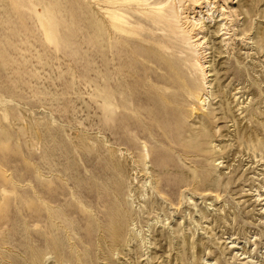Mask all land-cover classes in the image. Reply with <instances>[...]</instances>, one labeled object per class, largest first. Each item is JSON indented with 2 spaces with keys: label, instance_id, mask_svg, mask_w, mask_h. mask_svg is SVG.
<instances>
[{
  "label": "rangeland",
  "instance_id": "374dc122",
  "mask_svg": "<svg viewBox=\"0 0 264 264\" xmlns=\"http://www.w3.org/2000/svg\"><path fill=\"white\" fill-rule=\"evenodd\" d=\"M126 1L0 0V264H264V0ZM165 60L174 143L116 130Z\"/></svg>",
  "mask_w": 264,
  "mask_h": 264
},
{
  "label": "bare ground",
  "instance_id": "6f19581e",
  "mask_svg": "<svg viewBox=\"0 0 264 264\" xmlns=\"http://www.w3.org/2000/svg\"><path fill=\"white\" fill-rule=\"evenodd\" d=\"M125 3H130V1L128 0ZM158 5H162V3L159 2ZM153 7H157V6L153 5ZM158 7L160 8V6H158ZM156 10H157V13L154 14L155 17L151 18L150 17L151 15L149 16V18L151 19L152 23H157L158 22V18H160L161 16L162 17L166 16V18H167L168 15H169L168 14L169 12L167 13L168 15L165 13L166 10H164L165 12L162 9H157L156 8ZM163 13H165V15ZM148 15L149 14H147V16H145V17H148ZM162 20H163V18H162ZM165 23H163V24H165ZM165 26L169 27V25H165ZM127 43L128 42H126V45H127ZM117 52L119 53V51H117ZM129 55H130V53H129ZM124 56H125V54H124ZM115 57H117V56H115ZM116 59H119V56ZM132 60H133V58H132ZM132 60H131V62H132ZM143 60L146 61V56H143ZM117 61L119 62V60H117ZM140 61L141 60H137V62H140ZM118 64L120 65V63H118ZM113 65H115L114 62H113ZM136 67H137V64H136ZM164 67H165L166 71L168 72V74L171 76V81H165L164 82L167 86H169V88L165 89V88H161V87H153V86H150V85H143L138 90V92H137V94L135 96L136 100H138L140 103L144 104L148 108V111L144 115V117L146 119L145 120L146 126L143 127L142 126L143 121L133 117L132 115L128 114L126 111L114 110L113 113L117 116V118L115 117L116 120L114 119V126H115L116 130L120 131V129H122V130L123 129L124 130L128 129V130H133V131L136 132L137 130H143L144 128L152 129V128L158 126V127L161 128V130L158 133L159 134L158 136H160L165 141L174 143L173 139H175V138L172 139V137H176L177 136V134L180 132L181 126H182V122H180V119H181L180 117L182 116L181 113L179 112V116L180 117L176 116L175 114H176V112H178L181 109V107H182L181 111H183V108L187 104L191 103V99H189V97H192L191 95H193L197 91L198 84H197L196 79L194 78V76L191 75V71L188 68H185L183 64H179V63L178 64L177 63L170 64V63H168L165 60L164 61ZM125 70H126V68H125ZM115 71L116 70H114V72ZM118 71L120 72V69ZM113 74H115V73H112V75ZM208 75L210 76L212 74L208 73ZM115 76L112 77V76L109 75L106 81L108 82V84L111 86L112 89L117 90L118 83L120 82L121 79L119 80L120 77L117 78ZM119 76H120V74H119ZM146 76L149 77V78H153L152 75H146ZM122 78H124V77H122ZM128 78H129V75H127V77L125 78V81L121 80V85H122V87H124V90H129L128 85H129V83L132 82ZM119 118H123V120H119ZM180 124H181V126H180ZM127 133H129V132H126L124 134H126V136H128ZM122 135H123V132H122ZM126 136L124 138H126ZM129 137H131V136H128V139H129ZM128 142H129V140H128ZM134 144H136V143H134ZM150 150L152 151V149H150ZM155 152L156 151H153V153H155ZM150 153L152 154V152H150ZM86 183L85 184L83 183V186H82V189H81V192L83 193L82 196H88V194L90 193L89 186ZM90 185H91V183H90ZM39 187L40 186H38V183H36V189L38 191H39ZM92 189H93V187H92ZM259 197L261 199H264V192L261 195H259ZM121 207H122V205H121ZM122 222L123 221H121V220H120V222L118 221L116 228L114 230L112 229L113 233L111 234L112 235L111 236L112 237L111 241L114 242V244L117 243V241L122 238V232L124 231ZM230 247L231 248H238V246L235 243H233V242H231V246Z\"/></svg>",
  "mask_w": 264,
  "mask_h": 264
}]
</instances>
